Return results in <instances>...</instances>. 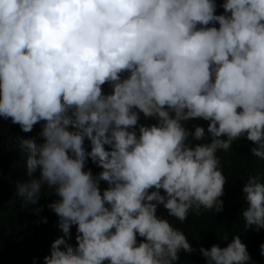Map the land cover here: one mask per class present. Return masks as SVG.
Segmentation results:
<instances>
[{"label":"clouds","instance_id":"1","mask_svg":"<svg viewBox=\"0 0 264 264\" xmlns=\"http://www.w3.org/2000/svg\"><path fill=\"white\" fill-rule=\"evenodd\" d=\"M219 7L223 14L216 0H0V118L23 133L41 125L39 140H22L28 174L39 178L17 185L20 207L39 216L45 186L58 198L47 207L63 235L43 264H178L194 249L158 207L181 223L202 208L222 213L218 153L247 140L264 160V0ZM195 120L207 129L186 127ZM242 192L246 227L264 229L260 176ZM199 252L206 264L251 260L238 235Z\"/></svg>","mask_w":264,"mask_h":264},{"label":"trees","instance_id":"2","mask_svg":"<svg viewBox=\"0 0 264 264\" xmlns=\"http://www.w3.org/2000/svg\"><path fill=\"white\" fill-rule=\"evenodd\" d=\"M225 0H216L217 14H223L219 7ZM219 27V25H216ZM106 93L111 92L108 85L104 86ZM141 122L146 125L156 123L153 119H145L141 114ZM194 125L208 127V122L195 120L187 123L186 127L194 131ZM41 125L34 126L32 133H23L19 125L12 124L11 120L0 118V264H43V258L50 254L51 244L63 233L58 227V217L47 205L58 199L55 189L44 187L43 196L39 202L43 206L40 215L34 213V206L21 210V201L18 198L17 185L28 183L33 178H39V172L32 176L28 174V151L22 148V140L37 137ZM42 142V140L40 141ZM210 142V141H201ZM89 142L86 141V147ZM252 143L247 140L236 141L228 152L218 153L224 175L227 177L224 201V211L214 214L212 211L201 209L200 214H189L186 223L177 218L169 217L167 210L161 205L157 215L169 219L177 229L182 230L188 237L193 252H181L178 264H206L205 258L200 254L199 248H211L215 244L226 247L234 236H240L242 243L247 246L251 260L249 264H264V256L260 254V245L264 244V229L256 230L255 226L247 228L241 215L247 204L243 198L242 188L249 176L259 175L264 182V160L252 155ZM90 150V147H89ZM88 167L97 175L101 169L89 161ZM87 170V169H86ZM107 187L101 182V188ZM163 194V193H162ZM46 217L47 224L38 222ZM71 243L75 245L76 227L72 229ZM227 236L228 240L224 241Z\"/></svg>","mask_w":264,"mask_h":264}]
</instances>
